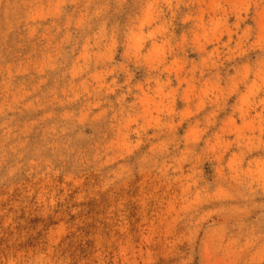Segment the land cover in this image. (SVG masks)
<instances>
[{
  "label": "rangeland",
  "instance_id": "obj_1",
  "mask_svg": "<svg viewBox=\"0 0 264 264\" xmlns=\"http://www.w3.org/2000/svg\"><path fill=\"white\" fill-rule=\"evenodd\" d=\"M0 264H264V0H0Z\"/></svg>",
  "mask_w": 264,
  "mask_h": 264
}]
</instances>
